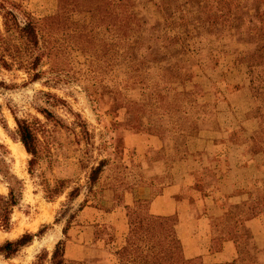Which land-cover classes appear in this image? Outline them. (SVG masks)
Returning <instances> with one entry per match:
<instances>
[{
    "label": "rangeland",
    "instance_id": "1",
    "mask_svg": "<svg viewBox=\"0 0 264 264\" xmlns=\"http://www.w3.org/2000/svg\"><path fill=\"white\" fill-rule=\"evenodd\" d=\"M9 1L37 20L46 55L33 82L0 70V195L5 174L21 189L0 244L43 232L0 264H50L60 239L69 261L140 264L116 250L173 183H190L183 195L207 214L264 219V0ZM239 4L250 14L232 20ZM14 116L36 135L31 166ZM162 215L177 237V214ZM243 233L237 263L264 264ZM180 246L171 264L221 262L190 261Z\"/></svg>",
    "mask_w": 264,
    "mask_h": 264
},
{
    "label": "trees",
    "instance_id": "2",
    "mask_svg": "<svg viewBox=\"0 0 264 264\" xmlns=\"http://www.w3.org/2000/svg\"><path fill=\"white\" fill-rule=\"evenodd\" d=\"M249 11L250 9L247 6L243 5L241 8V4H239V7L231 11V18L235 20L237 18L236 14H250ZM0 12L2 17V29H0V70H11L13 67H16L27 72L30 81L39 80L44 73L41 66L46 52L40 43L37 20L28 11L9 0H0ZM1 86H4L3 81H0ZM43 94L47 93L43 92ZM40 110L47 117L51 114L45 106L40 108ZM14 120L16 123L15 134L25 151L31 155L29 159V165L31 166L37 158L36 135L30 122L26 119L14 116ZM0 122L5 127L1 112ZM100 170L101 164L91 171V181L96 179V174ZM5 177L9 180L11 187L7 195H0V225L3 229L7 230L11 225L10 215L12 208L19 203L21 189L20 187H14L10 182L12 179H15L14 175L7 176L5 174ZM258 205H262V202H257L255 207ZM248 210L251 211L250 209ZM133 217L134 220H130L129 236L126 243L116 250V254L119 253V256L123 259L121 262H139L140 264L183 262L179 256L181 243L169 226L170 218L168 216L147 213L143 218L137 219L136 214ZM138 229L145 231L144 237L146 240L136 235ZM65 231L66 227L63 228V232ZM42 232L43 228L37 233L26 232L13 240L4 241L0 244V254L5 258L14 255L22 246L31 242L35 235ZM247 232L250 233L248 230ZM240 238L241 236L235 237V243ZM246 238L244 237L245 245L250 246L256 256L263 255L264 245L255 241L253 236H250L248 238L250 241L246 243ZM237 246L232 259L215 264H238L239 260L244 262L245 260L240 258ZM64 255V241L60 239L52 250L50 264H92V262H98L93 260L69 261Z\"/></svg>",
    "mask_w": 264,
    "mask_h": 264
},
{
    "label": "crops",
    "instance_id": "3",
    "mask_svg": "<svg viewBox=\"0 0 264 264\" xmlns=\"http://www.w3.org/2000/svg\"><path fill=\"white\" fill-rule=\"evenodd\" d=\"M185 185L186 182L183 185H166L150 199L148 207L153 215L177 214L174 229L185 259H198L205 263L230 260L236 249L235 237L242 236L246 229L253 234L255 241L264 245L263 214L250 218L241 215L240 218L238 212L233 214L232 209L230 212L220 209L215 216L207 214L202 203L183 195L190 183ZM126 200V204L132 201L131 193L126 195Z\"/></svg>",
    "mask_w": 264,
    "mask_h": 264
}]
</instances>
